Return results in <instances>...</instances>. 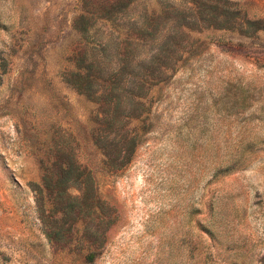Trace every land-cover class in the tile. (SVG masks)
I'll list each match as a JSON object with an SVG mask.
<instances>
[{
	"label": "rangeland",
	"instance_id": "obj_1",
	"mask_svg": "<svg viewBox=\"0 0 264 264\" xmlns=\"http://www.w3.org/2000/svg\"><path fill=\"white\" fill-rule=\"evenodd\" d=\"M0 264H264V0H0Z\"/></svg>",
	"mask_w": 264,
	"mask_h": 264
},
{
	"label": "trees",
	"instance_id": "obj_2",
	"mask_svg": "<svg viewBox=\"0 0 264 264\" xmlns=\"http://www.w3.org/2000/svg\"><path fill=\"white\" fill-rule=\"evenodd\" d=\"M90 82L91 81H88V84H90ZM132 142H133L132 148L134 147V149H135V147H137L136 139H133L130 143H132ZM62 171L64 172V176L61 178L62 181H60V184L58 185L59 191H58V193H56V196L59 199H63V197H61V195L64 194L65 191L69 188V185H67L66 183H63V182H65V181L67 182V181L71 180V178H72L70 169L69 170L67 169V171L65 169H62ZM80 174L82 177L78 175L76 180H81V181H79L80 187H78L80 189V195L82 197L81 199H96L93 196V194L91 193V187L89 186V184H91V181H90L89 176H87L86 179H84L85 175H83V173H80ZM49 188H50V185H47V189H49ZM54 190L55 191H53V192H56V188ZM60 190H61V192H60ZM88 258L90 261H93L94 255H90Z\"/></svg>",
	"mask_w": 264,
	"mask_h": 264
}]
</instances>
